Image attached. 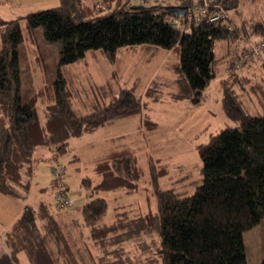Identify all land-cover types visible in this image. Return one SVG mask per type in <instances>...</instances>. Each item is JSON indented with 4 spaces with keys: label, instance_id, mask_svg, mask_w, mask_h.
Masks as SVG:
<instances>
[{
    "label": "trees",
    "instance_id": "trees-1",
    "mask_svg": "<svg viewBox=\"0 0 264 264\" xmlns=\"http://www.w3.org/2000/svg\"><path fill=\"white\" fill-rule=\"evenodd\" d=\"M57 1L54 8L8 21L0 18V195L15 201L28 198L39 158L35 154L40 150H48L56 162L67 153L71 139L138 116L145 108L132 90L122 89L108 104L78 115L62 67L83 60L88 52L100 51L112 63L122 48L149 46L173 51L177 57L173 71L186 81L191 103L198 106L218 74L217 66L225 64L221 105L236 127L224 128L207 143L196 145L201 180L193 193L183 196L174 189H160L158 177L162 173L157 167L161 166L157 160L148 161L160 239L156 257L157 264H247L242 234L264 221V115H250L241 106L235 87L243 91L245 77L229 68L246 52L251 40L264 38V22L245 20L239 11L249 0H212L228 15L235 11L233 18L240 19L238 24L230 16L225 26L185 19L183 29L174 25L182 18L174 16L171 6L157 4L159 0H151L152 5L137 0H99L104 10H96L91 0ZM21 21L29 38H34L35 29L42 28L45 41L60 44L55 81L44 84L27 102L21 97ZM240 40L244 43L239 47ZM224 44L228 54L217 55L216 50ZM42 94L50 102L41 117L38 103L43 101ZM143 125L147 131L155 128L148 117ZM120 142L113 140V146L97 157L93 167L97 182L90 177L81 180L91 199L80 214L98 249L103 248L102 240L115 232L114 227L120 229L121 216L129 215L118 207L112 223L103 224L108 202L98 195L116 191L131 194L142 174L136 150ZM50 189L53 191V178ZM48 212L42 205L36 211L28 208L13 222L4 236L10 254L0 258V264H19L20 252L31 264H78V260L87 264L85 254L93 261L89 251L77 253V259L72 256ZM151 216L147 213L143 217L149 220ZM37 220H45L44 229L40 230Z\"/></svg>",
    "mask_w": 264,
    "mask_h": 264
},
{
    "label": "rangeland",
    "instance_id": "rangeland-1",
    "mask_svg": "<svg viewBox=\"0 0 264 264\" xmlns=\"http://www.w3.org/2000/svg\"><path fill=\"white\" fill-rule=\"evenodd\" d=\"M91 2L96 10H104L105 6L101 5L99 0ZM147 3L152 5L151 0H144V4ZM6 4L7 6H3ZM130 4L137 5L133 2ZM56 6L57 0H0V18L5 21L13 20ZM239 11L245 20L254 21L258 18L264 22V0L246 1ZM234 14L235 11L229 12L231 19L238 24L240 19L237 16L233 18ZM184 20L185 17H182L181 21ZM20 27L24 36L18 47L21 97L23 102H27L37 91H41L44 84L55 81L60 60V44L45 41L42 28L35 29L34 38L31 39L24 22H20ZM262 40L264 38L253 39L250 45ZM242 43L244 41L240 40L239 47ZM225 45L216 50L217 55L228 54ZM99 52H88L83 60L61 68V74L72 92V107L75 112L78 115L89 114L108 104L122 89L132 90L145 108L140 115L129 117V120H121L111 127H102L72 139L67 153L58 157L56 162L46 149L35 154L36 158H39L28 198L14 201L0 195V258L10 254V249L4 242V233L14 219L33 207L40 199L45 203L52 201L51 168L56 163L62 166L64 180L69 187V197L75 203L88 202L91 198L88 191L81 186V178L89 176L95 182L98 181L93 172L92 161L104 147L100 145L101 141L115 133L122 135L124 132L120 131L127 128L134 132L122 141L129 139L133 143L137 165L142 174L137 183V190L130 195H124L122 191L101 192L98 195L108 201V212L103 222L108 223L111 220L113 207L117 204H129L139 207L141 211L147 209L152 216L149 220L144 219L146 213L138 211L129 212L126 217L121 216L120 229L116 230L114 227L115 232L102 240L103 248L98 249L96 246L97 253L93 254V261L88 259L87 254L85 259L87 264L159 263L156 257V250L160 245L157 233L158 218L155 199L149 185L148 161L157 160L156 164L161 166L157 167L159 173H162L158 177L160 189H174L183 196H189L201 180V161L196 145L207 143L211 135H216L224 128L236 127V121L224 114L221 105L219 83L227 76L225 64L217 66L216 78L203 93L205 102L198 105L199 107H192V94L186 81L172 72L177 61L175 52L149 46L122 48L112 63ZM260 58L250 63L253 66L245 65L236 72L237 75L245 77L244 90L235 87L239 102L248 114L256 116L264 115V52ZM232 69L233 65L229 71H233ZM45 96L47 97L42 94L43 101L38 103V113L41 117L45 105L50 102V98L46 99ZM146 116L155 124V128L146 131L140 127L139 130L142 131L137 129L136 132V121L144 117V122ZM73 157H77V160H72ZM40 189L47 191L41 193ZM53 207L58 211L70 209H58L55 204ZM242 241L247 264H261L264 259V221L245 231ZM78 244L80 243L76 245ZM18 255L23 264H29L23 252ZM75 258L77 259V256ZM77 263L83 264L79 260Z\"/></svg>",
    "mask_w": 264,
    "mask_h": 264
},
{
    "label": "crops",
    "instance_id": "crops-1",
    "mask_svg": "<svg viewBox=\"0 0 264 264\" xmlns=\"http://www.w3.org/2000/svg\"><path fill=\"white\" fill-rule=\"evenodd\" d=\"M154 1L155 0H153V2ZM3 6H7V4L6 5H3ZM156 49H158V48H156ZM249 65H252V64H249ZM158 69H160V68H158ZM172 72H174V71H172ZM220 86L221 85L219 83V89L221 90V87ZM204 98L206 99V97H204ZM204 102H205V100H204ZM191 106L192 107H199V106H194V105H191ZM143 118L144 117H142V119L139 118L138 121H136V127H135L136 132H138L137 129L139 130L140 127H142L144 130H146L144 128V125H143ZM146 118H147V116H146ZM127 119L129 120L130 118L128 117V118L119 119V120L115 121L113 124L107 125L105 127H111L116 122L121 121V120H127ZM141 131L142 130H139V132H141ZM120 132H124V133H121L122 135L115 133V135H110V137H106V139H104V140L101 141L100 145H104V147L99 152L98 157L103 152L108 151L113 146L112 145V141L113 140L121 139V142L120 143L127 144L129 147L134 148L132 146L133 143H131L129 141V139L127 141H122V139H124V138H129V136L134 131L132 129L128 130L126 128V129H123ZM72 160H77V157H73ZM96 160H97V157L94 158L93 161H92L93 166H94V163L96 162ZM85 177H89V176H85ZM85 177H82V178H85ZM82 178H81V180H82ZM122 194H124V195H130V194L124 193L123 191H122ZM72 202H73V205H72L73 207L71 206L72 208L70 207V209H68V210L59 211V212H54L55 211L54 210V207H53L54 204H53L52 201L50 203H45V201H43L42 199H40L39 201H37L36 204L33 207H31V208L34 211H36L40 207V205H42L44 208L47 209V211H49L48 212V215H51L50 217L56 223V225H57V227L59 229V232H60L61 236L65 240V242H66V244H67V246L69 248V251H71V253H73V255L77 256V258H78V254L77 253H84L85 254V252L88 253V251H89V253L91 254V256L93 258H95V256H93V254H96L97 253V247H96L94 241L91 238L90 229L83 223L82 216L80 214L81 213L80 210H81L82 206H84L85 204H87V202H81L80 204L75 203L73 200H72ZM118 207H122L123 211H126V213H129V212H132V211L144 212L146 214L147 213H151L150 211H147V209H146V211H141L139 209V207H132L129 204H117L115 207H113L112 215L110 217L111 220L108 223L102 222L103 224H107L108 225V224H111L112 223V221L114 219V212H116V208H118ZM21 215L22 214H20V216ZM20 216H18L17 218H19ZM17 218H15L14 221ZM13 222L11 223V225L9 226V228L5 231L4 236H5L6 232L11 228ZM36 224L40 227V230L41 229H44V227H45L44 226L45 220H37V223ZM78 242L80 244L76 245ZM93 250H95L96 252L93 251ZM21 253L22 252H20L18 254H21ZM24 255H25L26 259L28 260V258H27V256H26L25 253H24ZM18 260H19V264H23V262L19 258V255H18ZM28 263L31 264L29 262V260H28Z\"/></svg>",
    "mask_w": 264,
    "mask_h": 264
},
{
    "label": "built area",
    "instance_id": "built-area-1",
    "mask_svg": "<svg viewBox=\"0 0 264 264\" xmlns=\"http://www.w3.org/2000/svg\"><path fill=\"white\" fill-rule=\"evenodd\" d=\"M139 4H144V0H137ZM160 5L178 6L187 5L185 19L194 22L216 23L220 25H228L229 15L217 4H213L212 0H159ZM174 25L183 29L184 21L175 20ZM264 52V40L251 44L245 53L233 61V69L239 70L244 65L259 58ZM53 178V203L58 209H68L73 205L71 198L68 196L69 187L64 180L63 168L59 164H55L52 169Z\"/></svg>",
    "mask_w": 264,
    "mask_h": 264
},
{
    "label": "water",
    "instance_id": "water-1",
    "mask_svg": "<svg viewBox=\"0 0 264 264\" xmlns=\"http://www.w3.org/2000/svg\"><path fill=\"white\" fill-rule=\"evenodd\" d=\"M171 9L175 12L174 16L177 18H182L186 15L187 5L181 4L178 6H171Z\"/></svg>",
    "mask_w": 264,
    "mask_h": 264
}]
</instances>
